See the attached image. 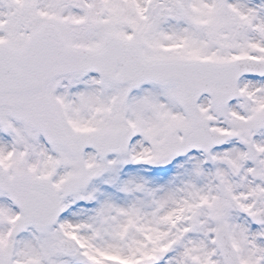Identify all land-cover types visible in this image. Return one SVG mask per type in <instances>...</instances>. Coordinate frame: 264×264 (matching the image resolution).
Masks as SVG:
<instances>
[{
  "label": "snow or ice",
  "instance_id": "6c2138e0",
  "mask_svg": "<svg viewBox=\"0 0 264 264\" xmlns=\"http://www.w3.org/2000/svg\"><path fill=\"white\" fill-rule=\"evenodd\" d=\"M0 264H264V0H0Z\"/></svg>",
  "mask_w": 264,
  "mask_h": 264
}]
</instances>
